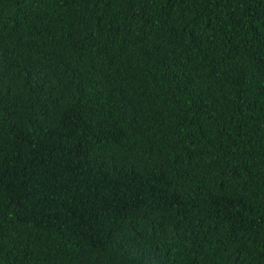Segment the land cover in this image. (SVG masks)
<instances>
[{
  "label": "trees",
  "instance_id": "16d2710c",
  "mask_svg": "<svg viewBox=\"0 0 264 264\" xmlns=\"http://www.w3.org/2000/svg\"><path fill=\"white\" fill-rule=\"evenodd\" d=\"M0 264H264V0H0Z\"/></svg>",
  "mask_w": 264,
  "mask_h": 264
}]
</instances>
